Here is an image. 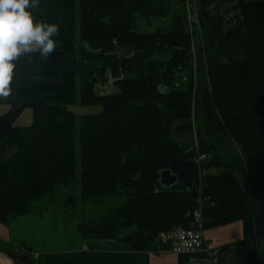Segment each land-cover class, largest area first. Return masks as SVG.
I'll return each instance as SVG.
<instances>
[{
  "label": "trees",
  "instance_id": "trees-1",
  "mask_svg": "<svg viewBox=\"0 0 264 264\" xmlns=\"http://www.w3.org/2000/svg\"><path fill=\"white\" fill-rule=\"evenodd\" d=\"M193 6L200 37L192 51L189 27L197 23L187 22L182 0H38L36 18L58 26L56 50L42 58L41 74L60 81L19 91L31 99L11 102L0 116L1 222L28 213L58 187L78 184V198L68 196L65 208L82 206L83 239L149 252L159 232L192 227L200 207L204 231L242 224L234 246L249 251L233 264H264V1ZM138 16L163 25L140 34ZM117 47L130 56L117 57ZM64 53L79 58L78 75L63 72ZM106 73L118 91L97 94ZM162 84L172 89L168 96ZM77 104L101 111L77 116ZM26 110L30 123L15 126ZM196 149L208 156L200 191L197 182L192 190L163 189L159 172L174 159L193 160ZM8 255L31 264L24 248ZM179 256L180 264L202 259Z\"/></svg>",
  "mask_w": 264,
  "mask_h": 264
},
{
  "label": "crops",
  "instance_id": "crops-1",
  "mask_svg": "<svg viewBox=\"0 0 264 264\" xmlns=\"http://www.w3.org/2000/svg\"><path fill=\"white\" fill-rule=\"evenodd\" d=\"M41 61L42 57L34 53L21 56L14 62L11 92L7 97H0V116L10 110L11 102L20 103L31 99L19 91L59 83V77L41 74ZM63 72L78 75L79 58L64 53ZM43 199L31 203L28 213L12 217L4 223L0 221V264H17L8 252L18 248L28 250L31 264H180L181 257L172 253L160 257L150 251H128L124 243L115 240L83 239L80 230L75 229V220L68 216V208H64L66 214L54 213L53 209L32 210L34 204ZM204 234L216 248H238L234 244L243 239L240 222L209 228ZM235 255L247 256L234 253L228 255L223 264H233Z\"/></svg>",
  "mask_w": 264,
  "mask_h": 264
},
{
  "label": "clouds",
  "instance_id": "clouds-1",
  "mask_svg": "<svg viewBox=\"0 0 264 264\" xmlns=\"http://www.w3.org/2000/svg\"><path fill=\"white\" fill-rule=\"evenodd\" d=\"M38 0H0V97L11 92L15 61L38 53L48 58L57 47L58 26L36 18Z\"/></svg>",
  "mask_w": 264,
  "mask_h": 264
},
{
  "label": "built area",
  "instance_id": "built-area-1",
  "mask_svg": "<svg viewBox=\"0 0 264 264\" xmlns=\"http://www.w3.org/2000/svg\"><path fill=\"white\" fill-rule=\"evenodd\" d=\"M187 15L191 22H196L190 12V3L193 0H182ZM197 152V149H196ZM208 159V156L196 154L193 162L196 168L195 184L200 191L202 179L205 176L203 169V162ZM192 227L190 228H174L168 231L159 232L152 241L151 253L157 254L160 257L167 253L175 255H200L203 261L208 264H220L221 250L220 248L213 247L205 237L202 228L203 219L201 215V208L199 207L192 214Z\"/></svg>",
  "mask_w": 264,
  "mask_h": 264
},
{
  "label": "rangeland",
  "instance_id": "rangeland-1",
  "mask_svg": "<svg viewBox=\"0 0 264 264\" xmlns=\"http://www.w3.org/2000/svg\"><path fill=\"white\" fill-rule=\"evenodd\" d=\"M193 2L190 3V12L191 15H193ZM187 13V12H186ZM187 22L190 24V19L187 15ZM193 23V22H191ZM197 26L196 29H193V26L191 27L189 24V32H190V37H191V42L193 41V39H196V35L197 34L200 37V31H199V26H198V22L196 20ZM163 25V21L162 20H156V19H152L150 20V23H148L144 18L142 17H137L136 18V31L140 34H148V33H152L154 32L156 29H158L160 26ZM194 34V36H193ZM191 49L192 51L194 49L197 50V47L195 45V42H192ZM202 65V64H201ZM201 65H196L193 66L194 69L196 68V70L199 72V70L202 68ZM192 67V70H193ZM193 74V71H192ZM113 80L110 76V74L105 75V82L104 84H100L97 83L96 85V93L98 94L99 92H101L100 94H107V93H113V92H117L118 91V87L117 85L113 84ZM186 81L185 78L183 79V82ZM71 111H73V113H75L77 116L79 115H84V114H97L101 111V107L99 106H81V105H75V106H71ZM29 119H31V113L29 110H26L23 115L21 117L18 118V120L15 122V126H26L28 123H30ZM191 125H192V129L194 126V121H193V117L191 118ZM194 136V135H193ZM195 141V138H194ZM196 154H199V152H196ZM195 154V155H196ZM213 173V171H212ZM70 195H74L75 198H78L77 196H79V186L78 184L75 185V190H72V186L70 187H65V186H61L58 187L54 190V193L52 195H49L47 197H45L42 201L35 203L34 207H32V210H36V209H53L54 213H62L66 214L67 210H65L64 208V203H65V199L70 196ZM82 206L80 205L77 206V208H71L68 207V212H69V217L72 218L73 220H75L76 224H75V229L78 231L79 230V222H80V211H81ZM89 210L90 208L85 207L84 212H85V217L88 218L89 216ZM130 230V229H127ZM124 231V233L121 236H124V234H126L128 231ZM205 232V231H204Z\"/></svg>",
  "mask_w": 264,
  "mask_h": 264
},
{
  "label": "water",
  "instance_id": "water-1",
  "mask_svg": "<svg viewBox=\"0 0 264 264\" xmlns=\"http://www.w3.org/2000/svg\"><path fill=\"white\" fill-rule=\"evenodd\" d=\"M114 54L120 58H127L130 56V50L126 48L117 47L114 50ZM163 90L165 96H168L169 92L172 91V89H167L166 87ZM195 176H196V168L194 162L189 159L186 160L182 158H177L170 162L167 169L161 170L159 172L158 182L160 186L165 190H169L176 185H182L186 190H192L195 182ZM72 190H75L74 185H72ZM248 251H249V246H245V248L238 247V248L229 249L221 257L220 264L224 263L228 255L237 253L246 256L248 254ZM190 263L208 264V262L203 260H192Z\"/></svg>",
  "mask_w": 264,
  "mask_h": 264
}]
</instances>
